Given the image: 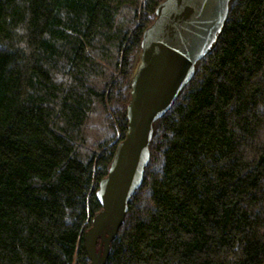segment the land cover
Instances as JSON below:
<instances>
[{
	"label": "trees",
	"instance_id": "1",
	"mask_svg": "<svg viewBox=\"0 0 264 264\" xmlns=\"http://www.w3.org/2000/svg\"><path fill=\"white\" fill-rule=\"evenodd\" d=\"M164 1L0 0V264H91ZM150 151L105 264H264V0L230 2Z\"/></svg>",
	"mask_w": 264,
	"mask_h": 264
},
{
	"label": "water",
	"instance_id": "2",
	"mask_svg": "<svg viewBox=\"0 0 264 264\" xmlns=\"http://www.w3.org/2000/svg\"><path fill=\"white\" fill-rule=\"evenodd\" d=\"M231 1L165 0L157 8L156 20L145 31L132 80L129 130L97 192L103 209L85 234L91 264H105L129 201L143 183L155 122L170 110L194 76L197 62L216 43Z\"/></svg>",
	"mask_w": 264,
	"mask_h": 264
},
{
	"label": "rangeland",
	"instance_id": "3",
	"mask_svg": "<svg viewBox=\"0 0 264 264\" xmlns=\"http://www.w3.org/2000/svg\"><path fill=\"white\" fill-rule=\"evenodd\" d=\"M96 113H95V116H94V118L96 119V121L94 122L93 121V123H94V125H93V131H94V133L96 132V135H99L100 134V130L102 129V127H103V124H102V117H101V114H100V112H98V110H96L95 111ZM95 129H96V131H95Z\"/></svg>",
	"mask_w": 264,
	"mask_h": 264
}]
</instances>
